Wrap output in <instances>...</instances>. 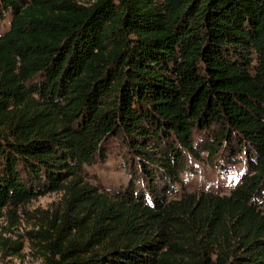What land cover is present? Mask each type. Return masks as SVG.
I'll return each mask as SVG.
<instances>
[{"label":"trees","instance_id":"obj_1","mask_svg":"<svg viewBox=\"0 0 264 264\" xmlns=\"http://www.w3.org/2000/svg\"><path fill=\"white\" fill-rule=\"evenodd\" d=\"M7 20L0 219L63 194L43 264H264V0H0ZM197 131L246 154L229 195L172 197ZM112 140L146 190L85 182Z\"/></svg>","mask_w":264,"mask_h":264},{"label":"rangeland","instance_id":"obj_2","mask_svg":"<svg viewBox=\"0 0 264 264\" xmlns=\"http://www.w3.org/2000/svg\"><path fill=\"white\" fill-rule=\"evenodd\" d=\"M8 28L7 20L0 26V33ZM211 142V133L197 131L195 145L199 158L183 150L185 166L180 172V183L175 186L172 184V197L180 198L185 193L203 192L229 195L244 175L251 174L244 152L240 156L229 154L231 146L228 144L224 145L225 148L217 156L211 158ZM106 149L105 162L85 168V182L100 190L112 192L124 190L132 181L136 188L146 190L148 181L142 169L131 162L130 153L121 140L110 141ZM157 179L166 180V177ZM64 210L63 194L52 193L16 209L4 211L0 219V264H43L35 237L42 225L55 219L57 213L60 215Z\"/></svg>","mask_w":264,"mask_h":264}]
</instances>
